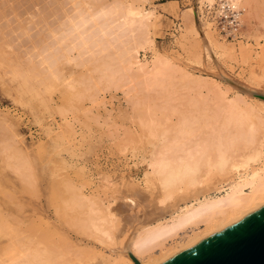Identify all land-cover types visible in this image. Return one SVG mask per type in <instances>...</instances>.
<instances>
[{
  "label": "rangeland",
  "instance_id": "rangeland-1",
  "mask_svg": "<svg viewBox=\"0 0 264 264\" xmlns=\"http://www.w3.org/2000/svg\"><path fill=\"white\" fill-rule=\"evenodd\" d=\"M131 2L20 0L17 12L21 17L16 20L10 14L3 19L1 32L7 44L3 42L0 48V264L19 259L30 249L48 247L56 250L57 259L63 256L76 264L86 261L89 255L109 253L85 227L87 221L83 223L85 215L92 214H88L87 208L75 206L72 199L80 195L103 198L109 182L120 183L126 174H135L131 152L123 151L118 141L133 135L134 129L140 131L138 118L154 113L168 125L171 134L182 112L192 107L190 110L198 114L200 122L208 116L223 139L230 141L238 139L241 131L234 120L228 121V110L216 101L212 83L217 81L222 89L228 90V97L240 106L245 105L242 98L251 95L249 91L264 94V2L258 3L259 6H242L241 34L235 40L227 38L217 26L212 14L216 5L203 7L199 12L201 21L195 14L198 0L134 2L135 6L144 5L154 12L149 27L153 45L142 49L138 58L142 62L151 61L160 55L167 57L172 66L173 79L167 75L170 79L165 77V80L164 74V79L160 76L156 85L144 84L142 78L119 72L122 67L116 53L123 41H127L126 37L120 38L122 29L112 35V45L106 44L102 34L95 39L93 30L87 31L84 37L88 45L82 50L83 55H78V50L70 51L77 39L75 35L67 41L61 40L72 20H77L87 9L99 10L117 4L123 8ZM252 6L259 11L248 9ZM192 25L197 26L199 34L192 31ZM206 29L212 31V36ZM220 43L225 46L220 47ZM63 51H69L75 59L67 62L61 57ZM57 55L56 68L41 65L43 60L53 62ZM92 57L98 59L100 69H95ZM31 62L36 67H29ZM110 72L120 75L115 73L112 79ZM167 72L170 75L172 71ZM185 72L190 75V85L182 83L181 74ZM139 83L144 84L140 91ZM200 98L209 104L197 103L193 108V102ZM205 110L207 114H203ZM261 119L264 123V114ZM240 141L235 145L238 149L242 148ZM11 156L20 158L12 160L19 161V169L11 166ZM74 206L78 208L74 210ZM115 209L124 212L120 204Z\"/></svg>",
  "mask_w": 264,
  "mask_h": 264
},
{
  "label": "bare ground",
  "instance_id": "bare-ground-1",
  "mask_svg": "<svg viewBox=\"0 0 264 264\" xmlns=\"http://www.w3.org/2000/svg\"><path fill=\"white\" fill-rule=\"evenodd\" d=\"M0 1V48H2L3 42L6 43V36L1 32L3 19H7L10 14H14L17 20L21 15L17 12V3L20 0ZM136 1L138 0H132L128 6L123 8L120 4H117L114 7H103L99 10L89 11L87 9L81 13L77 20H72L71 26L64 32V37L62 36L61 40L67 41L71 35H75L77 39L76 42L72 43L70 51L78 50V55H83L82 50L88 45V39L84 37L87 31L93 30L92 38L95 39L102 34L106 44L112 45L114 40L111 39L112 35L118 29H122L124 35L122 32L120 38L126 37L127 41L121 39L123 45L116 53L118 55L117 60L122 67V71L119 72L132 78H142L143 83L152 82L156 85L160 76L161 80L165 77L170 79L168 77L171 76V73L173 75V70H171L172 66L170 67L167 57L158 55L151 61L143 62L138 58L142 49L147 50L148 47L153 45L149 27L154 12L146 9L144 5L135 6L134 2ZM217 1L219 0H198L197 7L195 6L197 8L195 14H198L201 21L200 14L203 7L205 5L213 7ZM228 1L237 9L242 8L243 5H258V3L264 2V0ZM26 8L28 9V7ZM254 8L251 11H259V9ZM257 12H254V15H259ZM153 19L157 20L156 18ZM88 24L91 25L84 30L83 28ZM193 25L192 31L196 33L197 26L193 27ZM5 31L8 33L7 29ZM197 34H199V31H197ZM209 36H212L211 30ZM33 38L35 37L33 36ZM211 39L213 37H210ZM216 45L219 46V44ZM23 46H25V43ZM224 46L221 45L220 47ZM61 57L66 58L67 62H72L75 59L69 51H63ZM58 59L57 55L53 62L46 60L42 62L40 60V62L41 65L54 69L58 65ZM109 60L111 63L113 61L112 57L111 59L109 57ZM91 62L95 65V69H100L97 58L92 57ZM86 65L88 64L86 63ZM28 66L34 68L36 64L31 62ZM105 70L107 69L102 71ZM167 70L172 71L170 75ZM110 71L112 70L110 69ZM119 72H114V75L110 72L112 77H109L113 79L115 73L118 75ZM164 74L163 78L162 75ZM188 75L189 73L185 72L181 74V78L182 83L185 81L187 85H190L188 78L190 75ZM171 78L173 79L172 76ZM140 83L137 86L138 88L146 84ZM212 84V87L215 88L212 93L216 101H220L222 108L228 110V121L234 120L236 128L241 131V134L237 137L238 139H231L230 141L223 139L221 131L215 129L216 127L209 120V117L206 116V120L200 122L198 114L195 115V112L190 110L191 106L189 110L183 111L181 115L179 112L180 119L174 125L175 128H172L175 129L174 131L170 128L171 134L167 128L168 125L157 119L154 113H151L152 115L149 113V116L144 117L145 119L143 117L138 118L140 121L139 124L136 123V126L138 124L140 131H138V128L137 131L134 129V136L131 135L132 133L129 134L130 131H128L129 133H127L131 136L125 134L127 137L124 136L125 139H120L121 142L118 141L121 144H118V146L120 145L119 147L123 151L131 152L133 166L136 170H134L135 174L127 172L128 174L125 176L122 175L120 183L109 182L107 190L105 189L106 196L100 197L101 199L98 196L96 198L83 195L72 199L75 206H79L82 210L87 208L88 214L89 212V215L92 214L91 216L85 215V219H89L85 220L83 217V223L87 221L85 227L89 228L91 235L95 237L100 245L109 250V253L102 252L89 255L86 261H80L78 264H165L169 260L199 246L207 239L233 226L264 206V131H262L264 123L261 119L264 114V99L247 94L248 97L243 96L242 98L245 105L240 106L228 97V90L222 89L217 81ZM134 98L137 97L134 96ZM205 98L195 100L194 105L192 104L193 108L196 107L197 103L208 105L209 102ZM189 102L191 103V101ZM189 104L186 106H189ZM205 113L207 114L206 110L203 114ZM220 116L222 115L220 114ZM133 128L136 127L133 126ZM132 129H130L131 132ZM241 139L242 148L238 149L239 146L236 148L235 145ZM14 157L20 160V158ZM14 157L11 156L9 162L11 166L19 169V161L18 163L16 159L12 161ZM144 199L148 203H145ZM117 204H120L121 208L124 209L123 213H119L115 209ZM75 206L74 210L78 208H75ZM77 211L79 212V209ZM86 212H83V214ZM30 250L26 255H22L19 259L16 258L9 263L76 264L65 260L63 256L57 259L56 250L51 247Z\"/></svg>",
  "mask_w": 264,
  "mask_h": 264
},
{
  "label": "water",
  "instance_id": "water-1",
  "mask_svg": "<svg viewBox=\"0 0 264 264\" xmlns=\"http://www.w3.org/2000/svg\"><path fill=\"white\" fill-rule=\"evenodd\" d=\"M165 264H264V206Z\"/></svg>",
  "mask_w": 264,
  "mask_h": 264
},
{
  "label": "built area",
  "instance_id": "built-area-1",
  "mask_svg": "<svg viewBox=\"0 0 264 264\" xmlns=\"http://www.w3.org/2000/svg\"><path fill=\"white\" fill-rule=\"evenodd\" d=\"M213 10L212 14L221 32L232 40L239 39L242 28V9L234 8L228 0H219Z\"/></svg>",
  "mask_w": 264,
  "mask_h": 264
}]
</instances>
